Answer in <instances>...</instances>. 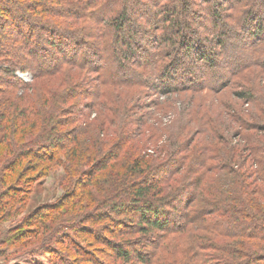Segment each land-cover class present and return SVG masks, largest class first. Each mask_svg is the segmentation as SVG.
I'll return each mask as SVG.
<instances>
[{
  "label": "trees",
  "instance_id": "1",
  "mask_svg": "<svg viewBox=\"0 0 264 264\" xmlns=\"http://www.w3.org/2000/svg\"><path fill=\"white\" fill-rule=\"evenodd\" d=\"M198 1L210 6L209 40L193 28L202 20L191 19L193 0H0V31H7L0 33V192L42 163L62 166L69 184L77 176L71 185L75 191L89 186L103 192L88 206L96 213L66 223L71 235L57 224L50 230V218L61 211L58 202L34 216L35 228H26L24 221L25 229L3 243L14 245L22 234L34 239L48 231V243L58 236L70 245L89 239L87 246L100 244L96 251L120 264H264V124L232 119L227 106L226 129L232 134L238 126L230 136L240 139L231 143L218 130L219 115L196 110L190 100L180 103L175 130L159 127L156 120L150 124L141 114L139 132H126L136 123L130 113L137 108L134 87L161 84L162 94L198 93L221 90L251 68L264 71V0ZM137 15L145 17L133 22ZM81 20L88 26L77 28ZM140 28L146 46L139 42L135 29ZM76 70H84L87 78L94 75L90 88L80 87L89 85L82 76L54 90V80ZM16 72H29L34 84L24 83ZM242 79L251 83L246 75ZM241 89L238 99H255L250 86ZM84 94L91 100L83 109L101 100L96 118L78 126L94 151L83 162L82 156L69 155L62 162L66 144L56 134L68 122L62 124L61 117L71 99ZM162 104V112L173 110L170 101ZM104 146L110 150L104 153ZM8 196L1 197L0 235L4 219L22 204L14 194ZM68 202L63 200L64 206ZM103 221V228L92 227ZM17 224L18 229L22 223ZM131 236L139 237L116 242ZM81 245L73 252L83 264H107ZM40 250L25 254L48 264H72L66 250L53 254L58 249L52 245Z\"/></svg>",
  "mask_w": 264,
  "mask_h": 264
},
{
  "label": "rangeland",
  "instance_id": "2",
  "mask_svg": "<svg viewBox=\"0 0 264 264\" xmlns=\"http://www.w3.org/2000/svg\"><path fill=\"white\" fill-rule=\"evenodd\" d=\"M76 1V0H74ZM194 6L193 11L195 12V16L193 18L200 17L201 22L198 23V28L193 27L194 30H196L199 34V37L206 38L209 40L211 38V32L213 30L212 24L210 23V12H209V5H203L202 3H199L198 0H193ZM74 8V7H72ZM148 10V8H147ZM199 10H204L202 14L196 13ZM143 12V10H141ZM262 9L260 10V12ZM147 11H144L143 14H147ZM263 14V13H262ZM264 16V14H263ZM142 17H145L144 15H137L135 18H133V22H140L142 21ZM56 21V20H55ZM58 22V21H56ZM52 21L53 23H56ZM83 20L80 21V24L77 25V28H84L88 26L87 21L82 25ZM230 25H234L235 27H238L237 22L233 21L230 22ZM55 25V24H53ZM145 27V22L143 21L142 27ZM140 29L138 30L140 36H139V42L142 44V46H146L145 41L142 40V34L140 33ZM208 31H204V30ZM8 30H12L11 28H8ZM70 30V29H68ZM72 30H75L77 33L80 32V29L77 30L76 28H72ZM238 31V28H236ZM85 31V30H84ZM7 31L3 30L0 31L1 34H5ZM207 32V34H206ZM92 32L86 36H90ZM242 35H235L234 38H240ZM92 38L95 39L93 36ZM141 38V41H140ZM94 39H91V41H94ZM97 41V39H95ZM208 44V43H206ZM208 46H206L207 48ZM208 50V48L206 49ZM190 60V58H189ZM80 72V73H79ZM28 73V74H27ZM68 73V71H67ZM77 73V74H76ZM76 73H73L70 77V74L67 76H62V80H54V90H58V92L61 91L63 84L68 83L69 79L71 80V83L75 84L79 81V79L82 78V76L85 77V82L89 83L88 86H80L81 88H90L92 86V80L94 79V75H91V77L87 78V73L83 70H76ZM79 73V74H78ZM16 74L20 77V79L30 85L34 84V80L29 72H25L21 74L20 72H16ZM86 74V75H85ZM243 74V75H242ZM247 76L248 78H251V83H246L244 79H242L243 76ZM64 77V78H63ZM87 78V79H86ZM58 84H60V87H58ZM157 84V83H154ZM249 84V85H248ZM41 86H46V83H41ZM161 84H157L156 86L153 85L150 89H144V88H137L134 87L131 90L136 93L134 98L136 99V96L138 94V99H134V104L137 105V108L135 109L133 107V110H131V114L133 115V120L136 123H129L126 127V132L128 134L134 133L136 135L139 132L140 125L138 118L141 114H144V119H146V122H149L151 120H156V122L159 124V127L168 128L170 130H175L177 128L176 124L179 119V112H180V103L183 102V106H186V102L193 100V104L197 109H200L201 107L205 108V112H208V115H219V119L221 121V129H218L226 138L227 140H230L231 143H234L235 141H239L240 139H236L235 137H232L230 135L235 134L237 132V127H234V130L232 134L226 129L228 127V122H231V119L236 118H242L247 123L251 124H264V71L261 70V68H251L248 71L241 73V76L238 78L235 77L234 80L228 85L224 86L221 90H210L205 89L200 91L198 93L193 91H185L184 93H175V94H162L159 92L161 89ZM215 86V85H214ZM248 87L253 90V94L255 95V99L253 100H241L236 97V92L241 91V87ZM108 89V88H107ZM103 88L104 90H107ZM218 89V88H217ZM34 91L37 92V88H34ZM119 92V91H118ZM27 93H30L28 91ZM21 92H19V95ZM89 99L86 98V95H80L75 98H72L70 103H68L65 108L68 109L67 114L62 116V124L68 122L66 125H62L60 127L59 132L56 134V136L60 135L65 141L66 149H64L63 155L60 157L61 161H65V157L69 155L68 157H80L82 156V162L84 158L87 156L89 152H92L94 150L91 149V144L87 140L84 139L83 136H81L80 132L78 131L79 123H81L83 120L92 121L96 118V114H98V104L101 100L97 102L96 105L93 106V108L89 109H83L85 104L90 102ZM184 100V101H182ZM133 101V100H132ZM131 101V102H132ZM171 102L172 111L168 114L166 112H162V108H160V104L163 105V102ZM130 100L128 99V103ZM199 106V107H198ZM230 107V118L225 115L226 107ZM72 109V112L70 111ZM83 109V110H82ZM80 112L81 113L80 115ZM84 114V116H82ZM99 116L97 115V118ZM71 122V123H70ZM155 124L154 126L156 127ZM179 123V122H178ZM150 124H153V121H150ZM238 125V124H237ZM144 129V127H141V130ZM245 131V130H244ZM243 132V131H239ZM146 135V131H145ZM111 140H114V137L110 138ZM163 145L166 143V137L162 138ZM108 146H104V153L109 151L110 149L107 148ZM70 153V154H69ZM34 166L36 165L35 162L33 163ZM40 164V163H37ZM92 164H88L85 169L89 168V166ZM84 169V170H85ZM28 175L24 176L23 178L19 179V181H15L14 178H12L10 181H8L7 186L4 190L0 192V204H2V200H6L9 196L8 194H14L17 196L15 200L18 201L17 204H20L19 201L21 200V203L24 204L21 205H15V208L12 211V215L8 216L4 219V223L2 224V228H4L3 233L0 235V264H48L45 258L38 257L35 258L31 254H25L28 251H35L36 249L38 251H41L40 249L46 250V246H54V248L59 250L61 249L62 252L66 250V255L69 256L70 261L72 264H83L81 262V259H79V255L76 252H73V250L78 249L80 244L85 249L95 251L98 255L96 257L101 258L102 262L109 263V264H120V261L115 260L111 257V250L109 252L110 256H108L106 253H100L96 251L98 248H101L100 244L97 243H91V245L87 246V243L89 242V239H87L85 242H82V238L75 239V242L73 244L63 243L61 244L60 239L62 236H58L56 239L52 240L51 243H48L47 239H45L48 235V231H46L45 235L41 237L40 235L38 237L35 236L34 239H28V234H22L25 235V237L21 238V235L19 236L21 239H18L17 242H15L14 245L8 246V243L4 241H8L11 236L15 235L17 232H20L21 230L25 229V225H23L24 221L29 224V227L33 229L37 226L34 220V216L42 209L46 208L48 206L54 205L58 202L59 204L62 203L61 211L57 215H55L53 218H50V220H53V223L50 224V226H54L57 224L59 228L63 227L62 230L66 234H70L65 228L66 223H71L72 221L76 219H80L83 214L87 212L89 213H96L94 209H91L92 207H88L90 205L91 201H95L99 199L100 195L102 196L103 192H99L98 189L92 188L89 189V186L83 187L82 189L75 191L76 187L74 189L71 188V185L75 183V180L77 179V176L74 178V182L71 184L67 183L66 178V172L62 166L50 164V163H42L41 166H37V169L34 171H31L27 173ZM81 180V179H80ZM84 181V180H82ZM83 186V185H82ZM11 190H15L16 193L11 192ZM99 197V198H98ZM63 200H69L68 204L64 206L65 203H63ZM63 207V208H62ZM20 208V209H19ZM8 210V209H7ZM102 210V209H101ZM41 212V211H40ZM47 213V209L42 211V214ZM53 215H50L52 217ZM113 217V216H112ZM4 217L2 216V213H0V221ZM32 218V219H31ZM31 221L29 222V220ZM21 220V222H20ZM21 224L18 229L14 228L15 224ZM17 224V225H18ZM72 224V223H71ZM113 224V223H112ZM103 225H105L104 221L100 222L96 225H92V227L95 228H103ZM1 226V223H0ZM114 225H112L113 228ZM56 226L50 228L52 231ZM12 228H14L12 230ZM10 230V231H9ZM57 230V229H56ZM66 230V231H64ZM124 230V229H122ZM55 232V231H54ZM104 233V232H103ZM72 236L75 234L72 232ZM67 236V235H66ZM71 236V237H72ZM69 237L68 239H71ZM139 236H131V237H117V244H123L124 240H133L135 238H138ZM57 241L56 245H54V242ZM44 242V243H43ZM69 242V241H67ZM82 242V243H80ZM70 245V246H69ZM56 246V247H55ZM123 247H126L123 245ZM40 248V249H39ZM49 250V249H48ZM55 250V253L53 254H59L60 250ZM17 251V253H15ZM43 251V250H42ZM109 251V250H108ZM61 252V253H62ZM14 254V255H13ZM16 254V255H15ZM19 254H23L20 257H18ZM63 254V253H62ZM103 254V255H100ZM35 262V263H34ZM70 262V263H71Z\"/></svg>",
  "mask_w": 264,
  "mask_h": 264
}]
</instances>
